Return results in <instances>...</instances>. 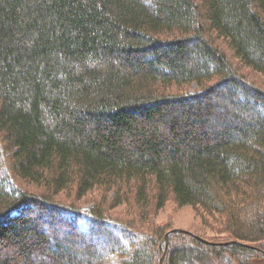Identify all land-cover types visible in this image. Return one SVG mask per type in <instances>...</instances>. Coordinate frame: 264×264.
Listing matches in <instances>:
<instances>
[{"label": "trees", "instance_id": "obj_1", "mask_svg": "<svg viewBox=\"0 0 264 264\" xmlns=\"http://www.w3.org/2000/svg\"><path fill=\"white\" fill-rule=\"evenodd\" d=\"M244 70L264 76V0H0V264H264V87ZM169 197L235 242L151 225Z\"/></svg>", "mask_w": 264, "mask_h": 264}, {"label": "rangeland", "instance_id": "obj_2", "mask_svg": "<svg viewBox=\"0 0 264 264\" xmlns=\"http://www.w3.org/2000/svg\"><path fill=\"white\" fill-rule=\"evenodd\" d=\"M246 74V78L249 81H253L258 85L264 87V76L258 73H251L249 71L243 72ZM184 93H191L199 90L200 85H197L196 82H191L181 87ZM22 187L26 188L28 191L35 193L36 195H42V197H47L49 202H54L57 206H65V207H75L82 209H89L93 205V201L101 200L104 196L100 189L94 188L86 193V195L82 198L78 197L75 193V187L66 188V190H62L58 193H55L54 190H48L47 188L39 187L38 185L24 182ZM105 194V193H104ZM126 207L124 204L117 206L116 208H112L109 210V214H125ZM150 224L156 226H163L164 229H177V230H187L190 231L202 239L210 241L209 243L218 244L222 241L227 240V236L217 228L215 223L212 221L210 217L199 216L194 210L193 206L189 204L179 206L172 197L165 202V204L159 209L151 211ZM34 212H32L33 214ZM63 215L57 214V218L64 220ZM129 219V218H127ZM57 222V221H56ZM60 222L57 223L58 231L60 237L62 236L60 233L63 231V226L59 225ZM213 239H219L220 241H215ZM223 239V240H222ZM226 239V240H225ZM232 240V239H231ZM235 241V240H234ZM220 244V243H219ZM263 259L257 258L255 259V264H262Z\"/></svg>", "mask_w": 264, "mask_h": 264}, {"label": "water", "instance_id": "obj_3", "mask_svg": "<svg viewBox=\"0 0 264 264\" xmlns=\"http://www.w3.org/2000/svg\"><path fill=\"white\" fill-rule=\"evenodd\" d=\"M175 230H177L176 228L175 229H171V230H169V232L168 233H170V232H173V231H175ZM180 230H182V229H180ZM190 232V231H189ZM193 236H195L196 238H198V239H200V240H202V241H205V242H210V241H208V240H205V239H202L201 237H199V236H197L196 234H194V233H192V232H190ZM166 234L164 235V238L166 239ZM233 242H235L234 240H229V241H222V242H219L220 244H230V243H233ZM159 264H163V256H161L160 257V259H159Z\"/></svg>", "mask_w": 264, "mask_h": 264}]
</instances>
